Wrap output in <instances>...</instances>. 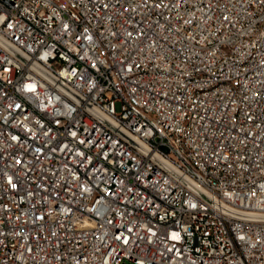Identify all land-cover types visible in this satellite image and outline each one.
Segmentation results:
<instances>
[{"label": "built area", "instance_id": "obj_1", "mask_svg": "<svg viewBox=\"0 0 264 264\" xmlns=\"http://www.w3.org/2000/svg\"><path fill=\"white\" fill-rule=\"evenodd\" d=\"M264 264V0H0V264Z\"/></svg>", "mask_w": 264, "mask_h": 264}, {"label": "rangeland", "instance_id": "obj_2", "mask_svg": "<svg viewBox=\"0 0 264 264\" xmlns=\"http://www.w3.org/2000/svg\"><path fill=\"white\" fill-rule=\"evenodd\" d=\"M122 264H131L130 262H124V263H122Z\"/></svg>", "mask_w": 264, "mask_h": 264}]
</instances>
